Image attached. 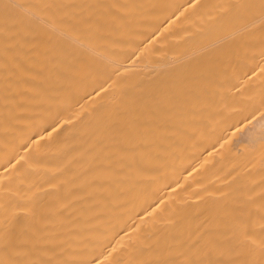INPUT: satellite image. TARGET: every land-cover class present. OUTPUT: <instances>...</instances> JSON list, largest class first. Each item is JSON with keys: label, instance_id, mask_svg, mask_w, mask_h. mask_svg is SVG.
Returning a JSON list of instances; mask_svg holds the SVG:
<instances>
[{"label": "bare ground", "instance_id": "bare-ground-1", "mask_svg": "<svg viewBox=\"0 0 264 264\" xmlns=\"http://www.w3.org/2000/svg\"><path fill=\"white\" fill-rule=\"evenodd\" d=\"M0 264H264V0H0Z\"/></svg>", "mask_w": 264, "mask_h": 264}]
</instances>
